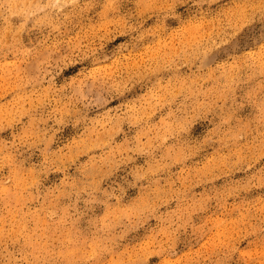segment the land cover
I'll use <instances>...</instances> for the list:
<instances>
[{"label": "clouds", "instance_id": "clouds-1", "mask_svg": "<svg viewBox=\"0 0 264 264\" xmlns=\"http://www.w3.org/2000/svg\"><path fill=\"white\" fill-rule=\"evenodd\" d=\"M231 3L0 0V264H80L59 253L78 242L81 224L115 246L142 226L140 217L167 202L162 170L217 145L223 155L208 174L226 187L205 195L201 211L212 201L239 198L257 177L264 189V58L243 55L264 52V0ZM96 9L93 22L89 13ZM134 53H142L135 64ZM229 62L233 71H221ZM76 63L86 67L58 84ZM113 99L121 103L108 108ZM247 105L254 112L245 117ZM162 109L166 115L154 122ZM202 123L208 131L197 135ZM66 128L74 135L57 146ZM35 151L42 159L30 164ZM225 167L247 179L232 180ZM53 176L58 182H50ZM130 193L138 194L129 200ZM175 196L185 193L174 188ZM97 207L105 215H95ZM231 214L239 218V234L217 246L213 264H233L249 238L264 264V197ZM164 223L177 237L191 230L203 239L213 230L184 213L166 214ZM18 243L14 258L8 246ZM145 255L133 264H146Z\"/></svg>", "mask_w": 264, "mask_h": 264}, {"label": "rangeland", "instance_id": "rangeland-1", "mask_svg": "<svg viewBox=\"0 0 264 264\" xmlns=\"http://www.w3.org/2000/svg\"><path fill=\"white\" fill-rule=\"evenodd\" d=\"M225 7L231 8V0H225ZM96 9L94 12H90L89 16L93 22L97 21ZM38 37H33L35 41ZM122 41L117 39L116 43ZM137 55L142 56V53H134L132 63H136L135 57ZM152 55H158L157 52H153ZM243 55L251 57H258L260 54L256 50H246ZM86 67L82 63H76L73 68L64 69L62 75L58 77L57 83H64L65 80H69L77 75V73ZM111 70V69H107ZM221 71H233L231 62L227 68H221ZM167 86V85H165ZM135 95H143V93L137 91ZM6 99H11V93L8 94ZM131 99V97H129ZM121 101L119 99H113L111 103L107 105L108 108H116ZM106 110V109H105ZM254 109L251 105H247L242 111L243 116H249L253 114ZM167 113L166 109H162L154 118L153 121H160ZM92 115H97L93 112ZM211 119V117L209 118ZM127 131V126L125 125ZM197 135L206 133L209 125L206 123L198 124ZM134 134V131L133 133ZM74 135L71 128H66L61 133L56 141L57 146H63V143ZM123 139V136L118 138L119 142ZM163 145L172 147V141L170 138L161 136ZM176 151H179L177 148ZM223 153L219 150V145L216 148H208L207 150L198 153L194 158L189 156L186 163L179 165H172L170 168L162 170L159 174L160 187L162 190H166V195L162 197V200H166V203H160L159 211L152 215H144L140 217L142 226L137 230H134L124 236L115 246L106 245L101 242L99 238L95 236L90 230H88L85 224L78 226L79 234L75 236L78 241L72 247H66L63 253H59L64 257L66 261H80V264H133L138 254H146V264H213V261L218 258L219 253L215 251L218 245L226 244L233 235H238L239 218L235 214H231L233 207H241L246 205L249 201H257L261 197H264V189L259 187V177L256 178L253 186L246 192H242L239 198L232 196L227 197L226 203L221 201L217 203L215 201L210 202L205 206L204 211L200 210L201 199L212 191H223L226 187V182L223 178H217L212 180L210 174L214 171V166L217 162V158L222 156ZM42 157L39 151H35L32 155L29 163L39 164ZM86 159V157L81 158ZM138 163L143 164L144 159L138 158ZM258 167V166H257ZM207 170L205 178L201 180L197 173ZM223 171L229 175L234 181H244L247 179L244 173H233L227 167ZM251 172L248 173V176ZM62 177V174H61ZM58 177L53 176L50 182H58ZM182 189L185 193L184 197H173V189ZM138 193H130L129 200L132 199ZM190 199L192 204L189 206L186 200ZM223 204V206H221ZM35 206H33L34 208ZM127 202L124 208H127ZM123 210V209H120ZM105 209L97 207L94 214L97 216L105 215ZM169 213H184L190 217H193L196 224L208 223L213 230L208 233L203 239H200L199 234L195 237L189 232H181L177 237L176 234H170L167 231L164 223V217ZM69 231L75 233V229ZM250 239H244L239 244V251L232 255L233 264H251L255 261V264H259V257L262 249L256 245H250ZM199 241L198 243L195 241ZM175 244L174 255L168 251L172 244ZM111 248L109 252H103V247ZM8 250L14 253L15 256L19 255L20 244L8 246Z\"/></svg>", "mask_w": 264, "mask_h": 264}, {"label": "snow or ice", "instance_id": "snow-or-ice-1", "mask_svg": "<svg viewBox=\"0 0 264 264\" xmlns=\"http://www.w3.org/2000/svg\"><path fill=\"white\" fill-rule=\"evenodd\" d=\"M262 58H264V52L259 53Z\"/></svg>", "mask_w": 264, "mask_h": 264}]
</instances>
